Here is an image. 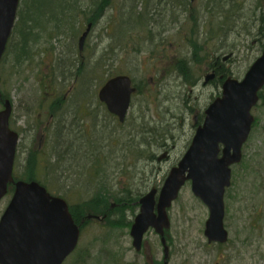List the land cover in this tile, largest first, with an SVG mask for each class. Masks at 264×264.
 Segmentation results:
<instances>
[{
  "label": "rangeland",
  "instance_id": "374dc122",
  "mask_svg": "<svg viewBox=\"0 0 264 264\" xmlns=\"http://www.w3.org/2000/svg\"><path fill=\"white\" fill-rule=\"evenodd\" d=\"M21 1L18 11L37 24L33 30L35 43L28 44L23 58H16L15 33L0 62V95L11 103L10 128L19 135L15 177H26L25 166L33 159L36 179L71 206L103 197L109 207H114L119 204L115 199L118 195L131 207L134 202L130 199L152 188L159 190L193 135L194 114L189 107L202 112L219 91L201 85L209 73L208 60L198 57L200 62H191V49L182 39L188 32H176L178 26L169 25L170 17L169 21L159 19L155 29L152 24L147 29L134 27L129 18L131 10L139 13L144 7L153 8L155 0H112L113 6L106 9L95 27L91 26L79 52L78 39L86 23L82 21L76 28L81 18L78 13L75 19L72 17L74 9L65 18L58 14L65 1L74 0ZM206 2H190L186 17L193 13L202 16L208 37V30L214 26L205 18ZM256 3L262 7L255 8ZM241 6L242 16L234 29L222 28L217 42L211 41L209 47L203 44L204 51L210 48L219 58L231 55L223 64L229 76L238 80L261 52L256 33L264 0H242ZM180 14L177 10L175 18L184 20ZM234 19L231 17V21ZM73 21L72 29L69 25ZM183 23L184 30L192 27L185 20ZM158 36L166 39L157 42ZM184 58L190 60L187 74L199 80L198 86L191 87L190 81L185 84L176 76L177 61ZM78 66H84L83 74L80 71V76H75ZM119 75L129 76L138 88L122 125L97 100L100 87ZM56 101L59 112L55 110ZM251 115L254 123L242 147V160L231 168V186L224 197L227 243H207L203 231L208 210L186 183L167 211L169 264H264V88ZM157 141L167 144V152L160 151L162 146ZM150 154L159 161L149 160ZM9 200L8 194L0 202V217ZM120 207L114 209L124 213L109 217L114 226L107 220H92L63 264H148L152 259L161 264L162 248L153 231L143 237L139 253L133 250L130 225L126 224L134 216ZM121 215L124 219L120 227Z\"/></svg>",
  "mask_w": 264,
  "mask_h": 264
},
{
  "label": "water",
  "instance_id": "95a60500",
  "mask_svg": "<svg viewBox=\"0 0 264 264\" xmlns=\"http://www.w3.org/2000/svg\"><path fill=\"white\" fill-rule=\"evenodd\" d=\"M18 4L19 0H0V62L14 27ZM90 29L88 24L78 39L80 52ZM212 78L213 74L207 75L204 83ZM263 87L264 46L241 81L227 78L223 82L221 96L204 111L202 125L196 128L186 152L170 169L159 192L151 189L139 200V212L129 231L136 252L141 249L144 234L152 229L160 237L164 260L167 259L164 239V231L170 227L167 210L187 182L193 196L208 210L203 233L207 242H227L224 194L231 185V167L241 162L242 146L254 122L250 111L258 103V93ZM135 91L129 77L116 76L99 89L97 99L122 123ZM10 115L11 105L5 100L0 110V201L7 194L8 185H13L14 191L0 217V264H62L77 246L80 227L62 198L51 196L36 182L14 181L18 135L9 127Z\"/></svg>",
  "mask_w": 264,
  "mask_h": 264
},
{
  "label": "trees",
  "instance_id": "16d2710c",
  "mask_svg": "<svg viewBox=\"0 0 264 264\" xmlns=\"http://www.w3.org/2000/svg\"><path fill=\"white\" fill-rule=\"evenodd\" d=\"M147 1L149 0H145V2ZM155 1H156V6L153 8L149 6L144 7L145 10L144 11L141 10L139 13L136 12V9L131 10L129 14V18L133 22L134 27L139 26V28H142L143 26H145V28L147 29L148 28L147 25L151 26L152 24V29L153 28L155 29V27L158 26L159 19L160 20L167 19L169 21V17L170 19L172 18L171 19L172 23L170 22L169 25H172V26L177 25L178 29H176V32L179 31V34H182V33L185 34V31L186 33L188 32L187 36L184 35L182 39L185 42V45H187L191 49V57H190L191 62L192 61H193L192 63L200 62V60H198V57L206 58L208 60L207 67L211 66V64L209 63L210 59H212L211 63H215V62H219L220 58L216 56V54L210 48L209 50L204 51L203 44H206L207 47H209L208 45L211 41L214 40V42H217L218 41L217 34L221 32L222 28H223L222 31L226 30L228 27H230L231 29L232 28L234 29L235 22H238V20H240L242 16L241 11L243 10L241 6L242 0H207L206 6L204 8L205 18L209 20L208 24L214 26L213 29H216L218 31L216 32L215 30L211 28L210 31L208 30V34L210 35L206 37L203 31V27H202V19H201L202 16L201 18L200 16L198 18V14L193 13L191 17H186V14L188 13V9L190 6V0H155ZM65 2H66V6L62 8L58 14L62 18H65L67 14H71L70 11L74 9L76 13L73 12L72 17L75 19L78 13V16L80 15L79 17L81 18V22L79 21L80 23H78V26L76 28L81 26L82 21H84L86 25L91 24L92 27L93 26L95 27L98 21L103 16L106 9H108L110 6H113L112 0H74L72 3L68 1H65ZM217 3L220 4L219 7ZM256 7H262V6H259L258 3H256L255 8ZM177 10L181 12L180 14L181 16H184L183 19L185 21L192 24L191 28L187 27V29L184 30V27L186 25L185 23H183L184 20H179L178 17L175 18V13ZM135 14H137L136 15L137 19L133 18ZM22 15L23 14H21V11L19 10L17 12V20L15 22L14 28L11 33V37H12V35L18 32V45H16V49L19 51L18 53L19 55L17 54L16 58H20V57L23 58V55H25V53L27 54L28 44L32 42L35 43V40H36V36L33 33V30H35V26L37 24L33 22V19L26 18V17L24 18ZM219 16H221L222 19H219ZM233 16L235 17V19L234 21H231V17ZM155 18L157 19V22ZM258 19H259L260 24L257 29L256 36H257L258 42H260L261 44L260 48H262L263 43H264V13H261ZM56 20L57 19H53V21H56ZM135 20H137L136 24L134 22ZM69 26H72V29H73V27L75 26V21H73V23L70 24ZM78 30L79 29H76V32ZM150 31L151 30L149 29L148 30L149 35L151 34ZM162 37L163 39H166L164 38V36H158L157 42H160ZM155 38L157 37L155 36ZM8 44H7L5 53L9 49ZM203 53H204V56L201 57ZM190 60H187L186 58L179 59V61H177V64H176L175 71L178 72L181 76H183V80L185 81V83H189L190 81V84L193 85V81H194L193 77H189V75L187 74V70H188L187 64L190 62ZM83 69H84V66H81V67L78 66L76 68L74 75L80 76L81 74L80 71L83 74ZM221 71L223 72L225 76L229 75L228 69H226L225 67H223ZM5 97L6 96L1 94L0 101H3ZM58 104H59V101L54 102L55 110L59 108ZM58 112H59V109H58ZM31 161L34 162L33 159H29L25 166L24 174L26 177L21 176V177H18V179H22L28 182L37 180L35 176V169L34 170L32 169L33 162ZM127 197H131V196H127ZM115 199L117 203L121 204V205L118 204L119 207L121 206L120 208H126V210L130 211L131 215L134 216L135 207H129L127 206V204L126 205L123 204L126 202L123 196L119 197L117 195ZM137 200H138V197L136 196L134 199H130L129 202H137ZM106 201L107 200L105 198L100 197V198H95L92 200L84 201L75 206L68 205L69 212L75 224H79L81 221H83L81 230L82 229L84 230L86 226L90 224V221L85 219L87 217L88 212L90 213L93 212L94 215H97V216H102V217L105 216L106 217L105 220L109 222V225L114 226L116 225V223L111 222L109 217L116 214L117 212H119V214L124 213V212L120 211L119 208L109 209V204ZM123 216L124 215H121V221L118 223L120 227L123 224V223L121 224L122 220L124 219ZM129 225L130 223L126 224V226H129Z\"/></svg>",
  "mask_w": 264,
  "mask_h": 264
},
{
  "label": "flooded vegetation",
  "instance_id": "af4514ba",
  "mask_svg": "<svg viewBox=\"0 0 264 264\" xmlns=\"http://www.w3.org/2000/svg\"><path fill=\"white\" fill-rule=\"evenodd\" d=\"M211 64V66H208V69H209V75H211V74H213V78L211 79V80H209L207 83H203V81H202V83H201V85L204 87V88H208V87H214V88H216V90H219L218 91V94L216 95V97H218L219 95H220V93H221V87H222V84H223V82L225 81V79H226V77L228 76H225L224 74H223V72L221 71L222 70V68L224 67V64H223V61H222V59L220 58L219 59V62H215V63H210ZM176 73V72H175ZM177 74V73H176ZM179 75V74H178ZM178 75H176L177 77H179V78H181L180 77V75L178 76ZM207 76V74L203 77V80L205 81V77ZM198 82H199V80H196V81H193V86L195 87V86H198ZM136 87V89H137V86H135ZM135 96V95H134ZM134 96H132V98L134 97ZM215 97V98H216ZM214 99H211L209 102H208V104H206V106H205V108H204V110L202 111V112H196L195 110H194V108L193 107H189V111L190 112H193V123H192V128L194 129V131L196 130V128L197 127H199L200 125H202V123H203V120H204V111L206 110V108L209 106V104L213 101ZM131 103H132V100L130 101V105H129V110H130V108H131ZM128 113H129V111H128ZM111 116V115H110ZM112 118H113V120H115V121H117L116 120V118L115 117H113V116H111ZM194 133V132H193ZM193 136V135H192ZM191 139H192V137H191ZM190 142H191V140H190ZM190 142L188 143V145L190 144ZM157 143H158V141H157ZM159 144V143H158ZM166 143L165 144H163V145H160L159 144V146H162V147H160V151L162 150V151H164V152H167V151H165L166 150ZM187 145V146H188ZM148 159L149 160H154V159H156L157 161H159L158 160V158L154 155V154H150L149 156H148ZM179 161V160H178ZM11 195H12V193H11ZM136 205V203H133L132 205H131V207H133V206H135ZM118 206V205H117ZM137 211H138V208H137ZM148 233V232H147ZM146 233V234H147ZM158 237V236H157ZM158 239H159V244H160V246H161V239H160V237H158ZM142 245H143V243H142ZM142 245H141V249H140V251L142 250ZM165 245L167 246V248H168V257H167V259L166 260H164V254H163V256H162V262H161V264H169V262H168V260H169V247H168V244H167V237H166V235H165ZM161 248H162V253H163V247L161 246ZM140 251H138L137 253H139ZM148 264H158V262L156 263L153 259L152 260H150V261H148Z\"/></svg>",
  "mask_w": 264,
  "mask_h": 264
}]
</instances>
